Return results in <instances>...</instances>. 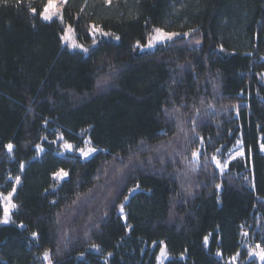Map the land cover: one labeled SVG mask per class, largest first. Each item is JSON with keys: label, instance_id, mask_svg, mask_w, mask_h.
Returning <instances> with one entry per match:
<instances>
[{"label": "trees", "instance_id": "trees-1", "mask_svg": "<svg viewBox=\"0 0 264 264\" xmlns=\"http://www.w3.org/2000/svg\"><path fill=\"white\" fill-rule=\"evenodd\" d=\"M46 1L0 0V193L20 178L9 224L0 202V264L45 251L52 264H155L161 241L164 264H223L242 226L264 245V0H67L44 21ZM91 23L117 40L90 47ZM64 25L86 54L63 46ZM154 28L188 34L139 51ZM83 133L100 150L87 160L49 142ZM239 134L244 160L226 173L185 162L199 137L210 153Z\"/></svg>", "mask_w": 264, "mask_h": 264}, {"label": "rangeland", "instance_id": "rangeland-1", "mask_svg": "<svg viewBox=\"0 0 264 264\" xmlns=\"http://www.w3.org/2000/svg\"><path fill=\"white\" fill-rule=\"evenodd\" d=\"M117 0H104V2L108 5L110 3L116 2ZM67 0H47L46 5L41 14V18L44 21H51L53 19L61 20L62 10L66 5ZM51 5V6H50ZM45 16L50 17L49 19H45ZM156 29L162 30L164 33H167L171 36L170 39L165 38L163 40H154L153 37L157 35ZM89 33L91 37V45L90 47H94L100 40L102 39H111L117 40V37L111 32H106L101 29V27L97 24L91 23L89 28ZM188 33L181 34V32L177 31H167L163 28H154L151 31V34L147 40L145 45H138L137 48L139 51H148L153 50L159 45H163L171 42L172 40L181 37L182 35H187ZM61 41L63 46L67 47L72 51H78L86 54L89 50V47L84 46L76 37V34L73 28L69 25H64L63 34L61 35ZM179 127V126H178ZM179 130L181 128H178ZM45 142H48L45 140ZM52 149L59 156L63 155H75L78 156L81 160H87L100 151L96 148L92 142L90 141L87 134L83 133L81 135L80 144L72 143L66 141L61 134H57L54 140L49 141ZM70 145L71 147H68ZM260 144V151L264 155V147ZM12 149V147H11ZM11 149L8 148V151ZM37 158L42 156L45 152V147L42 142L38 143L36 146ZM87 153V155H85ZM195 153V155H194ZM207 156V161L214 167L218 174L222 175L228 171V167L231 162L244 160V149L241 140V135L235 139L234 143L228 147L223 148L220 147L213 152L206 153L205 141L203 138L199 137V142L197 147L192 148L189 151V155L187 160L185 161L187 164H190L192 167H198L201 164L202 156ZM181 161V160H180ZM181 166V163H180ZM67 174L64 170L57 171L53 176L52 180L54 182V189L67 178ZM13 182V189L8 193H0V202L2 204L3 215L1 219V224H9L11 223V215L14 212L16 205L14 203V194L16 188L20 184V178L14 177L11 178ZM221 187L218 188L220 190ZM139 191L138 186L132 187L127 191L126 198L123 203L118 207V214L120 215L123 222H126V209L130 197ZM12 205H15L13 207ZM205 245H208V239H205ZM155 244L151 245V248H154ZM93 251H96V248H92ZM47 253V257L45 256ZM264 245L261 242H257L253 235L249 233V228L246 226H242L241 231V239H240V251L228 258L223 259V264H262L264 262ZM217 256L220 258V254ZM169 259V255L163 241L159 242V250L156 255V263L155 264H164ZM41 260L43 264H52L51 255L48 251H45L41 255Z\"/></svg>", "mask_w": 264, "mask_h": 264}, {"label": "snow or ice", "instance_id": "snow-or-ice-1", "mask_svg": "<svg viewBox=\"0 0 264 264\" xmlns=\"http://www.w3.org/2000/svg\"><path fill=\"white\" fill-rule=\"evenodd\" d=\"M51 6V5H50ZM50 17H48V16H45V19H49ZM156 32H157V35L155 36V37H153V39L154 40H163V39H165V38H168V39H170L171 38V36L169 35V34H167V33H164L162 30H160V29H156ZM11 147H12V145H8V148L9 149H11ZM68 147H71L70 145H68ZM262 147H264V146H262ZM85 155H87V153H85ZM194 155H195V153H194ZM64 175H67L66 173H64ZM13 207H15V205H12ZM33 235H35V233L33 234ZM205 239H207V238H205ZM45 256L47 257V253H45ZM262 256H264V254H262Z\"/></svg>", "mask_w": 264, "mask_h": 264}]
</instances>
